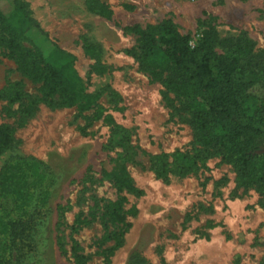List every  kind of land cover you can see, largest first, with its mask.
<instances>
[{"label":"rangeland","instance_id":"obj_1","mask_svg":"<svg viewBox=\"0 0 264 264\" xmlns=\"http://www.w3.org/2000/svg\"><path fill=\"white\" fill-rule=\"evenodd\" d=\"M18 1L57 47L46 60L68 59L94 99L79 110L45 97L0 46V125L11 134L0 172L33 157L58 173L47 218L55 264H73V242L86 264H264V189L241 186L235 167L196 141L199 105L186 86L165 88L168 69L155 78L139 67L137 36L124 29L169 20L191 46L206 34L217 52L238 58L236 81L264 96V0H100L110 16L87 11L84 0ZM114 128L127 142L111 143ZM176 155L198 158L183 172ZM162 163L165 178L156 174ZM117 175L135 190L119 188ZM120 195L128 226L106 262L101 251L113 242L101 243L103 205ZM78 214L86 222L73 230Z\"/></svg>","mask_w":264,"mask_h":264},{"label":"trees","instance_id":"obj_2","mask_svg":"<svg viewBox=\"0 0 264 264\" xmlns=\"http://www.w3.org/2000/svg\"><path fill=\"white\" fill-rule=\"evenodd\" d=\"M89 12L110 16L111 12L100 0H84ZM5 9V7H7ZM0 5V46L13 57L31 78L40 81L43 95L58 94L63 104L79 110L91 108L93 96L84 85L68 59L59 63L46 60L45 55L57 51L29 17L18 0ZM135 34L139 53V67L151 77H159L158 69L171 74L163 80L167 89L188 88L187 96L199 106L191 114L196 141L219 152L237 172L241 186L264 189V96L257 95L247 83H238V58L217 52L208 35L190 45V38L180 34L169 20H163L151 29L134 24L124 28ZM28 41L31 47L23 45ZM110 119V118H109ZM127 134L118 128L112 130L111 143L127 142ZM11 134L0 125V153L10 144ZM197 156L176 155L180 170H191ZM168 169L164 163L156 169L165 178ZM119 188L133 192L130 180L113 176ZM61 181L55 169L33 157L9 162L0 172V264H55L48 225L49 202ZM122 195L104 203V233L101 243L113 245L101 253L106 262L114 250L121 246L128 226ZM86 220L78 214L74 218L79 226ZM73 264H86L88 256L74 242L70 248ZM144 262L138 253L133 254Z\"/></svg>","mask_w":264,"mask_h":264}]
</instances>
